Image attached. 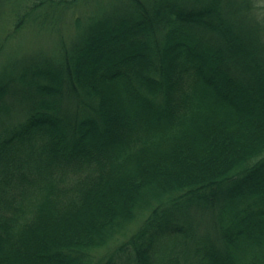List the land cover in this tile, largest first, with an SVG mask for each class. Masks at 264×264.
<instances>
[{
	"label": "trees",
	"instance_id": "obj_1",
	"mask_svg": "<svg viewBox=\"0 0 264 264\" xmlns=\"http://www.w3.org/2000/svg\"><path fill=\"white\" fill-rule=\"evenodd\" d=\"M0 264H264V6L0 0Z\"/></svg>",
	"mask_w": 264,
	"mask_h": 264
},
{
	"label": "rangeland",
	"instance_id": "obj_2",
	"mask_svg": "<svg viewBox=\"0 0 264 264\" xmlns=\"http://www.w3.org/2000/svg\"><path fill=\"white\" fill-rule=\"evenodd\" d=\"M261 6H264V0H256ZM11 9H5L4 11V20L2 21L1 25H6V30L3 31L2 39L5 40L6 35L8 34V31H13L12 25H13V17L11 16ZM88 13V10L85 8L82 4H80L75 10L68 11L66 15L64 16L62 22L59 24L61 27H68V25L73 26V22L76 19V17H84ZM2 28V27H1ZM37 31V30H36ZM36 31L33 30V28H29L28 31L25 32V35L28 38V41L24 45L23 48V41L21 40V43L19 41L20 38L18 37H11V39L8 41V44H6L5 51L6 53L10 55H18L23 56L24 54H31L41 48L47 49L51 43L52 39L50 36V33H42V36L37 35ZM66 34V31H65ZM51 35L53 33L51 32ZM38 39H43L44 41L37 44L39 42ZM17 53V54H16ZM7 55V54H6ZM17 57V56H16ZM205 231V225L202 226L201 232L203 233Z\"/></svg>",
	"mask_w": 264,
	"mask_h": 264
}]
</instances>
